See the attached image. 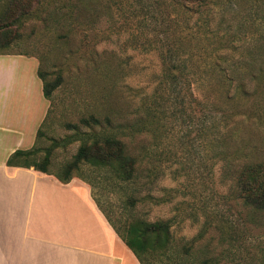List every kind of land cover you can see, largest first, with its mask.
<instances>
[{
  "label": "rangeland",
  "instance_id": "rangeland-1",
  "mask_svg": "<svg viewBox=\"0 0 264 264\" xmlns=\"http://www.w3.org/2000/svg\"><path fill=\"white\" fill-rule=\"evenodd\" d=\"M138 1L43 0L0 45L58 84L37 159L53 148L59 173L79 145L70 125L112 131L135 178L83 175L118 228L132 215L170 224V249L144 264H264V209L251 202L264 187V0ZM89 116L99 126L80 124Z\"/></svg>",
  "mask_w": 264,
  "mask_h": 264
},
{
  "label": "crops",
  "instance_id": "crops-1",
  "mask_svg": "<svg viewBox=\"0 0 264 264\" xmlns=\"http://www.w3.org/2000/svg\"><path fill=\"white\" fill-rule=\"evenodd\" d=\"M47 110L38 61L0 54V264H140L88 184L7 165L35 145Z\"/></svg>",
  "mask_w": 264,
  "mask_h": 264
},
{
  "label": "trees",
  "instance_id": "trees-1",
  "mask_svg": "<svg viewBox=\"0 0 264 264\" xmlns=\"http://www.w3.org/2000/svg\"><path fill=\"white\" fill-rule=\"evenodd\" d=\"M180 3L181 6L187 5L199 7L205 0H173ZM145 0H139L137 3L142 4ZM43 3V0H6L5 5L0 10V45L10 46L18 39V29L21 21H24L32 10ZM168 56L167 58L169 59ZM175 65L172 67L175 69ZM169 78L172 82H177L178 73L169 72ZM38 77L42 81L43 95L47 100L51 99V94L58 86L57 83L46 81L43 75L38 71ZM177 94V93H176ZM47 116V115H46ZM43 124V123H42ZM41 124V126H42ZM80 124L86 127H97L100 124L99 119L94 116L83 118ZM41 126L36 135V142L42 134ZM76 134L79 145L72 159L65 163L59 173H53L49 170L50 155L53 148L48 149L41 160L37 159L39 150L34 145L29 150H17L11 154L7 160V165L12 167L32 168L34 171L48 175H53L62 183H68L73 178H78L90 186L92 192V183L83 175V168L91 171L105 170L121 183H130L137 173V160L129 153L127 145L121 139L109 133L87 134L80 130L79 125H70ZM69 137L62 143L69 144ZM36 144V143H35ZM60 145V144H58ZM257 171V170H256ZM92 197L100 211L104 214L112 226L115 233L134 254L140 264H144V254L157 253L158 256L166 255L171 245L170 224L167 221H147L138 216H129L121 221L122 226L117 227L110 220L105 211L99 206L97 200ZM132 198H129L131 200ZM133 203V201H131ZM251 202L259 209H264V187L257 195H253Z\"/></svg>",
  "mask_w": 264,
  "mask_h": 264
}]
</instances>
